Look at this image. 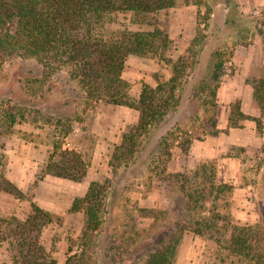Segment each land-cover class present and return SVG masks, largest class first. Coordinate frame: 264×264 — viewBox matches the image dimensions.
Wrapping results in <instances>:
<instances>
[{"label":"rangeland","instance_id":"rangeland-1","mask_svg":"<svg viewBox=\"0 0 264 264\" xmlns=\"http://www.w3.org/2000/svg\"><path fill=\"white\" fill-rule=\"evenodd\" d=\"M209 7L215 18L219 5L211 0L199 7L178 4L169 13L158 15L157 24L167 27L173 39V56L183 52L203 27V23H197L199 8L204 12ZM246 14L264 19V9ZM115 19L107 26L111 30L135 28L127 13H119ZM261 37L254 31L251 43L237 47L226 65L213 117L222 131L217 136L202 134L188 151L175 143L166 168L150 155L127 167L122 164L113 169L110 165L122 134L138 120L136 108L79 101L80 92L67 68L44 83L45 92L40 96L33 91L37 84L27 81L38 74L37 62L33 58H6L0 63V99L17 100L11 103L15 104L17 119L8 131L0 133V217L25 218L31 202L49 210L54 220L43 228L41 241L56 264H65L71 252L70 240L77 241L85 227L84 213L72 212L70 206L85 194L92 181H97L107 187L108 194L105 223L94 244L97 264H140L168 229L181 224L186 228L174 264H252L248 256L233 252L228 243L232 227L240 226L253 228L257 242L264 245V116L253 97V81L264 72ZM158 74L169 76L164 62L130 55L122 72L129 83L130 99L137 98L143 82L155 85ZM236 102L244 113L261 117L260 128L250 118H240L237 126H229L231 105ZM6 104L0 101V115ZM69 115L73 120L70 128L56 121ZM207 117L203 115V119ZM181 118L185 120L186 115ZM184 128L201 131L190 122ZM56 143L80 152L86 164L81 180L42 171ZM3 179L16 185L23 197L2 190ZM210 180L232 187H224L215 201L202 196L197 202L186 198V192L210 188ZM212 220L213 227L206 228L204 224ZM198 227L202 233L194 231ZM11 263L7 241L0 240V264Z\"/></svg>","mask_w":264,"mask_h":264},{"label":"trees","instance_id":"trees-1","mask_svg":"<svg viewBox=\"0 0 264 264\" xmlns=\"http://www.w3.org/2000/svg\"><path fill=\"white\" fill-rule=\"evenodd\" d=\"M211 1L219 5L216 17L213 18V8L204 12L199 8L197 23H203V27L183 52L173 56L170 51L173 39L167 27L157 24L158 15L169 13L178 4L199 7L205 0H0V63L6 58H33L40 69L27 81L37 84L33 91L40 96L45 92L44 83L67 68L80 92L79 101L86 104L105 101L136 108L138 120L122 134L110 165L113 169L122 164L127 167L150 155L154 161L161 160L166 168L175 143L188 151L202 134L217 136L222 131L213 117L226 65L237 47L251 43L254 31L264 36V19L246 14L239 0ZM119 13L129 14L135 28L109 29L107 26ZM130 55L155 57L170 72L169 76L156 75L155 85L143 82L134 100L128 94V81L122 77ZM253 97L264 116V72L253 81ZM1 98L2 104H7L0 115V133L8 131L17 119L15 104L11 105L17 100ZM206 114L208 117L203 119ZM184 115L185 120L181 118ZM240 118L254 119L259 128L262 124L261 117L244 113L236 102L231 105L229 126H237ZM56 121L67 128L73 122L70 115ZM186 122L201 131L184 128ZM208 122L210 126H206ZM60 129L67 133L65 128ZM42 171L81 180L86 174V164L80 152L56 143ZM205 171L203 168L202 172ZM3 183L2 190L23 197L16 185L6 179ZM224 187L232 186L210 180V188L186 192V198L197 202L202 196L215 201ZM107 198V187L92 181L85 194L73 200L70 211L84 213L85 227L77 241L70 240L71 252L65 264H97L94 244L105 223ZM53 220V213L35 202H31V211L25 218L0 217V240L7 241L11 264H56L41 241L43 228ZM204 225L212 228L214 222ZM180 226L168 229L140 264H174L186 228ZM232 228L229 248L248 256L252 264H264V245L257 242L254 229ZM200 229L194 231L202 233Z\"/></svg>","mask_w":264,"mask_h":264},{"label":"crops","instance_id":"crops-1","mask_svg":"<svg viewBox=\"0 0 264 264\" xmlns=\"http://www.w3.org/2000/svg\"><path fill=\"white\" fill-rule=\"evenodd\" d=\"M240 4L245 13H257L264 9V0H240ZM262 39L264 40V38Z\"/></svg>","mask_w":264,"mask_h":264}]
</instances>
